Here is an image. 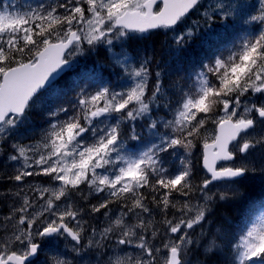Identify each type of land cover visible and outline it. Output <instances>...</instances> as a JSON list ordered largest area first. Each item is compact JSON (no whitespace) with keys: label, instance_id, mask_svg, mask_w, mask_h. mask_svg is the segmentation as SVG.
<instances>
[{"label":"snow or ice","instance_id":"1","mask_svg":"<svg viewBox=\"0 0 264 264\" xmlns=\"http://www.w3.org/2000/svg\"><path fill=\"white\" fill-rule=\"evenodd\" d=\"M202 7V0H52L21 11L0 0V153L7 150L6 166L14 168L0 177L14 182L0 195L7 208L0 219V264H35L46 239L68 242L63 252L53 249L50 264H192L194 248L202 249L198 264H264V212L238 229L226 224L207 236L201 232V243L191 235L219 201L239 198L238 185L257 170V155L264 172V0H216L205 8L208 27L216 21L225 29L234 21L246 27L226 56L202 64L187 91L179 82L166 84L165 73L152 68L159 67L154 56L134 63L112 51L114 42L175 30ZM198 29L193 22L175 36L174 54L186 51ZM85 44L89 50L107 45L131 86L116 90L100 78L83 87L74 83V102L49 113L57 119L38 142L9 143L42 96L66 95L57 77L74 67ZM169 87L179 88L175 105L166 99ZM153 106L174 108L173 118L152 119ZM141 119L159 143L129 151L126 140L145 138L137 124L122 126ZM198 143L209 176L196 183ZM177 149L185 155L173 170L164 155ZM37 177L43 182L34 184ZM214 183L224 190L213 192ZM96 214L105 217L103 227L86 219Z\"/></svg>","mask_w":264,"mask_h":264},{"label":"trees","instance_id":"2","mask_svg":"<svg viewBox=\"0 0 264 264\" xmlns=\"http://www.w3.org/2000/svg\"><path fill=\"white\" fill-rule=\"evenodd\" d=\"M28 1L33 2L34 0ZM245 2L250 3L247 0ZM196 17L197 15L194 18ZM203 23V21L199 22V29L193 37L192 43L188 42L189 44L186 45V51L179 53L186 57L178 60L180 71L176 73L177 82H179L180 87H182L180 83L184 84L183 88L185 91L195 87L194 74L199 68H202V64L209 62L221 52L226 56L227 50L236 43L237 37L242 34L241 30L246 27L239 21L238 27L234 25V27L229 26L227 29H225V26L220 27L215 25V23H212L211 27L203 25ZM207 28H210V35L204 38L203 34ZM123 44L128 51L136 50L140 52L141 55L145 54L150 57L161 53L163 46H166V48L169 46V44L165 43H156V35L152 38L137 39L132 42H124ZM81 61L79 65L69 70L58 80L57 86L62 88L66 95L53 96L45 94L42 96L31 109L27 121L19 130V134L28 133L32 135V138L40 139L43 132L49 127V123L55 122L57 119L56 117H52L49 113L56 111L61 106L69 107V101L74 102L76 92L79 91V89L73 90L70 87L74 83L79 82L81 87H83L85 86V82L91 84L92 79L100 78L104 82L106 79L114 81L115 78L119 79L121 77L122 72L114 65L110 53L105 47L97 46V48L90 50ZM188 62L192 63V67L189 70L187 67ZM101 63L106 66L105 70H107V72L99 68ZM152 68L155 71V64H153ZM170 79V82H167V78L165 79L167 85L177 83L173 75ZM93 89L94 86H92L90 90ZM168 92L169 96L166 99H171L173 105H175V102L180 98L179 88L169 87ZM172 110H174V108H158L157 115L166 116ZM60 117H63V113L60 114L59 118ZM213 129L214 125L208 124L207 131L211 133ZM201 148L202 146L198 143L197 148L193 150L192 156L193 174L196 178V183H199L204 170L200 159L202 152ZM184 155V151L178 149L176 160L179 169L182 167L180 160ZM262 203H264V191H261L260 188L251 184L249 181L244 183L240 189V196L238 199L229 202L219 201L213 207L211 214H209L207 220L203 222V228L197 227L196 241L198 243L202 242L201 232H203L205 236L216 233L215 228L218 224H223L224 226L227 224L233 229H238L242 220L253 219L257 213L264 209L261 207ZM235 223L238 225V228L235 226ZM201 252L202 249L194 248L190 255L196 258L193 259L190 257L196 261L197 264L203 259V256L200 254Z\"/></svg>","mask_w":264,"mask_h":264},{"label":"rangeland","instance_id":"3","mask_svg":"<svg viewBox=\"0 0 264 264\" xmlns=\"http://www.w3.org/2000/svg\"><path fill=\"white\" fill-rule=\"evenodd\" d=\"M245 1H246V0H240L241 3H244ZM247 1H249L250 3H255V2H256V0H247ZM251 1H252V2H251ZM2 2H6V3L10 4V5H12V4L18 5V6H19V9H20L21 11H26V10L28 9L29 6L35 8L38 4H40V3H44V2H42V0H37V1L34 2L33 4H31L30 1H28V0H2ZM47 3H51L50 0H46V3H45V4H47ZM237 22H238V21H237ZM242 35H243V33L240 34L239 37H237V41H236V43L239 42V39L241 38ZM116 43H117V42H114V45H115ZM123 45H124V44H123ZM104 46H106V47L108 48L107 45H104ZM84 47H85V53H84L83 55L77 56V57L75 58V60H74V62H75L77 59H79V62L77 63V65H79V64L81 63V59L84 58V57L88 54V52L90 51V50L88 49V46H87L86 44L84 45ZM96 48H97V47H96ZM230 48H231V47H230ZM112 51H113V52H117V53H119V52H124V53H126V54L129 56L130 59H133V60H134L133 55L130 54L129 51H128L127 49L123 48V47H121L119 50L113 48ZM109 53H111V52H109ZM111 56H112V53H111ZM75 63H76V62H75ZM134 63H138V62L134 60ZM206 63H208V62H206ZM77 65H76V66H77ZM202 70H203L202 68H201V69L199 68V70H197V71L195 72V74H194V79H195V81H196V73H198L199 71H202ZM172 75H173L174 78H175V82H177V74H176L175 71H173L172 73H167V75H165L164 79L167 78V80H168L167 82H170V81H171L170 77H171ZM123 77H124V75L122 76V78H123ZM125 77H126V78H125L124 83H123L119 88H117V87H112V88H114V89H116V90H122V89H126L127 87L131 86V84H132V80L127 76V74L125 75ZM195 81H194V82H195ZM175 84H176V83H175ZM180 84H181V86L183 87L184 84H183V83H180ZM194 86H196V85L194 84ZM110 87H111V86H110ZM93 90H94V89H93ZM157 109H158L157 107L153 106V113H154V115L152 116V119H157V120H161V121H163V120H165V119H169V120H170V119L173 118V111H174V110H172L170 113H168V115L163 116V115H157ZM154 111H155V112H154ZM63 118H64V116H63V117H60V119H63ZM131 123H135V124L138 125L137 128H136V131H137L138 133H141V134H142V137H144L145 140H144V141H132V140H126V146L128 147V150H129V151H140V150H143V148L145 147V141H146V142H156V143H159V135H157V136H151V135L149 134V131H148L147 127H146L145 124H144V120H143V119L138 120V121H136V122H128L127 126H122V131H126L127 127H129ZM24 124H25V123H24ZM24 124H23V125H24ZM23 125H22V126H23ZM206 127H207V129H208V125H206ZM165 131H167V130H166L165 128H163V126L161 125V126H160V129H159V133H160V135H163ZM18 140H19L21 143H24V144H33V145H34V144H35L36 142H38L40 139L29 138L27 135L20 134V135H18ZM9 143H11V141H10ZM132 145H136L137 147L133 148V147H131ZM201 149H202V148H201ZM177 154H178V149L176 150V152H175L174 154L169 153V154H165V155H164V162H165V166H166V167H169L170 169H173V170H179L178 162H177V160H176V158H177ZM6 157H7V154H5V155L3 156L2 153H0V166H2L4 169H6L4 172H2V170L0 169V176H1V175H4V174H6V173H11V172L14 171V168H13V167H7V166H6ZM259 161H260V157H259V155H257V157H256V162H257L256 167H257V170H256L255 172L249 173V179L245 180L242 184L238 185L239 190L241 189V187H242V185H243L244 183H246V182L249 181L251 184H254L256 187L260 188L261 191H264V172H261V171H260V163H259ZM17 166H18V165H17ZM198 166H199V165H198ZM98 171H102V170H98ZM5 172H6V173H5ZM201 173H202V172H201ZM4 176H5V175H4ZM205 176H208V175H207V173L203 170V174L201 175L200 181H201ZM40 179H42V178H40ZM1 180H7V179H5V178H0V181H1ZM200 181H199V182H200ZM40 183H42V182H39V183H36V184H40ZM12 185H13V184H12ZM210 187L212 188V191H213V192H216V191H219V190H224V189H223V185L216 186L215 183H214L213 186H210ZM11 188H14V185H13V187H11ZM82 188H84L85 193H87V188H86V186H83V185H82ZM6 191H8V189L2 190L0 195H2V194H3L4 192H6ZM100 196H101V198H102V197L104 196V194H100ZM196 196L198 197V196H199V193H197ZM77 199H79V197H77ZM89 200L91 201V203H96V202H97V198H96L95 196H90V197H89ZM192 202H193V203H196V198H193V201H192ZM81 203H86V202L81 201ZM110 210H111L112 212H116V213L118 214V211H117V205H115V204L111 205V206H110ZM6 212H7V208L4 207V205H0V219H2L3 214H5ZM261 212H264V209H263L262 211H260L259 213H257V214L255 215V217L258 216V215H260ZM255 217H253V219H255ZM170 218H171V217H170ZM86 219H89L90 222H91L92 224L96 225L97 227H103L104 224H105V217H104L102 214H96V216H95L94 218H93V217H86ZM156 219L158 220V219H160V217L157 216ZM235 226L238 228V225H237L236 223H235ZM223 227H224L223 224H218V225L216 226V228H215V231L217 232L218 230H221ZM189 231L191 232V230H189ZM196 231H197V228L195 229L194 232H191L192 238H193V240H195V241H196V239H197V237H196ZM85 242H86V241H85ZM67 243H68L67 241H64V240H62V239H61L60 241H51V242H50L49 240L46 239V240L43 242V250H42V253H41V257H40L38 260L35 261V264H50V261H51L52 257H53L54 255H57V253L54 252L53 249H59L60 252H63V251L65 250V245H66ZM128 251H129V252H132V249H129ZM121 255H122V254H121ZM190 257H191V256H189V259L191 260L192 264H197V262L193 260V259H196V258H195V257H194V258L191 257V258H193V259H191ZM60 258L64 259V258H66V257L61 256ZM67 258H70V257H67ZM93 264H95L94 261H93Z\"/></svg>","mask_w":264,"mask_h":264},{"label":"flooded vegetation","instance_id":"4","mask_svg":"<svg viewBox=\"0 0 264 264\" xmlns=\"http://www.w3.org/2000/svg\"><path fill=\"white\" fill-rule=\"evenodd\" d=\"M36 1L37 0H34L33 2L30 1V3L33 4ZM42 2L46 3V0H42ZM50 2H52V0H50ZM215 2H216V0H202V4L204 5V7L200 8L198 11H194L193 13H191L186 18L185 22L182 23V24H180L175 30L159 29V30H154V32L151 33V34H147L148 37H150V38H152V37H154L156 35V43L169 44V46H167V48H166V46H163L162 47V49H163L162 52L159 53V54H156L154 56L155 60L159 63V67H157L155 65V71H161L162 73H165V74L172 73L173 71H175L176 73H178V71H177V69H179L178 60L180 58H185L186 56L183 55V54L182 55L181 54H174L173 50L177 47L175 45V43H174L175 36L176 35H179L183 30H186L189 26H192L193 25V22H198V24H199L200 21H203L204 22V20L202 19V17H203V12H204L205 8L209 4L215 3ZM196 15H197V17L194 18ZM203 25H205V24L203 23ZM215 25H218L220 27H224L225 26L220 21H216L215 22ZM234 25L238 27V22L237 21H234ZM209 30H210V28H207L205 30V33L203 34L204 38L206 36H209L210 35ZM192 40H190L189 42L192 43ZM121 45H122L123 48H125V46L123 44L119 43V42H117L114 45V48L117 49V50H119L121 48ZM102 47H105L108 50V48L106 46H102ZM129 53L133 55L134 60L137 61L138 63L145 56V54L141 55L140 52H138L136 50L129 51ZM110 56H111V53H110ZM111 58H112V56H111ZM75 62H79V59H77ZM75 62H74V65H75ZM187 67H188V70L191 69L192 63L191 62H188ZM99 68L101 70H103L104 72H107V70H105L106 66L104 64L101 63L100 66H99ZM120 71L122 72V74H121V77L119 79L118 78H115L114 81H110V80H107L106 79L104 81V83L107 84L108 86L119 88L124 83L125 78H126L125 77L126 73H124L121 69H120ZM123 75H124V77L122 78ZM23 134L24 135H27L29 138H32V135H30L28 133H23ZM18 135H20L19 132L13 137V141H11V142H14L15 140H18ZM5 154H7V150H5L2 153L3 156ZM0 169L2 170V172H4L6 170L2 166H0ZM0 177H4V175H1ZM32 182L34 184H36V183H39V182H43V180L40 179L39 177H37V178H32ZM12 184L14 185V182H10V181H7V180H1L0 181V194H1V191L2 190L10 189L11 187H13ZM41 253L39 255V258L41 257ZM38 259H35V261L38 260Z\"/></svg>","mask_w":264,"mask_h":264},{"label":"water","instance_id":"5","mask_svg":"<svg viewBox=\"0 0 264 264\" xmlns=\"http://www.w3.org/2000/svg\"><path fill=\"white\" fill-rule=\"evenodd\" d=\"M68 70H66L65 72H62L61 74H60V76L59 77H57V81L67 72ZM206 171V170H205Z\"/></svg>","mask_w":264,"mask_h":264},{"label":"bare ground","instance_id":"6","mask_svg":"<svg viewBox=\"0 0 264 264\" xmlns=\"http://www.w3.org/2000/svg\"><path fill=\"white\" fill-rule=\"evenodd\" d=\"M6 173V172H5ZM5 175V174H4ZM6 179V178H5ZM10 186V185H9ZM11 187V186H10Z\"/></svg>","mask_w":264,"mask_h":264}]
</instances>
